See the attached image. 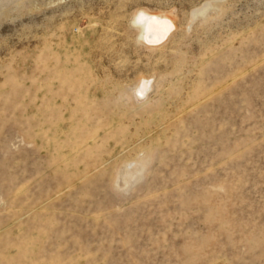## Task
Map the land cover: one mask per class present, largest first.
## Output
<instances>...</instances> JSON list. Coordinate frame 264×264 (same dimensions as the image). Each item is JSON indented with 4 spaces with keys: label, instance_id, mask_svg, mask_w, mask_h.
<instances>
[{
    "label": "rangeland",
    "instance_id": "obj_1",
    "mask_svg": "<svg viewBox=\"0 0 264 264\" xmlns=\"http://www.w3.org/2000/svg\"><path fill=\"white\" fill-rule=\"evenodd\" d=\"M0 264H264V0H0Z\"/></svg>",
    "mask_w": 264,
    "mask_h": 264
},
{
    "label": "bare ground",
    "instance_id": "obj_2",
    "mask_svg": "<svg viewBox=\"0 0 264 264\" xmlns=\"http://www.w3.org/2000/svg\"><path fill=\"white\" fill-rule=\"evenodd\" d=\"M133 20L140 31L141 39L150 46L157 47V45H160L162 42L166 41L169 33L173 29V23L169 18L162 15H151L145 11H139L134 16ZM146 87L147 83L144 82L140 88L135 90L140 95H143V93H145L144 91L146 90Z\"/></svg>",
    "mask_w": 264,
    "mask_h": 264
}]
</instances>
